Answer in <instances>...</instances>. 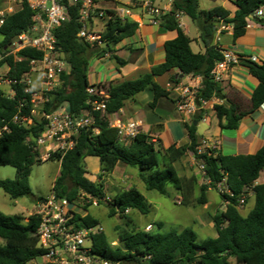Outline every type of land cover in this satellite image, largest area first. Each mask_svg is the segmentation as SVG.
Listing matches in <instances>:
<instances>
[{
	"label": "trees",
	"instance_id": "trees-1",
	"mask_svg": "<svg viewBox=\"0 0 264 264\" xmlns=\"http://www.w3.org/2000/svg\"><path fill=\"white\" fill-rule=\"evenodd\" d=\"M172 9L163 16L161 26L177 36L164 44L165 61L152 67L149 73L137 79L104 87L107 97L91 95L88 88L92 85L88 77V66L93 56L99 58L110 54L121 66L127 61L116 55L115 46L135 36L139 26L131 20L123 21L116 16L106 23L103 32L104 47L91 45L79 38L81 28L80 4H67L68 18L55 30L57 46L67 60L68 72L62 75V83L49 94L45 110L51 112L67 105L71 114L80 115L91 111V102L104 101L106 112H93L95 123L83 129L75 137V146L65 154L54 153L48 160L60 163V172L52 187V193L58 197L76 201L82 193L103 199V185L92 182L87 176L85 159L89 156L99 158L100 178L112 174L116 165L121 162L139 169L147 190H156L167 195L169 186L181 191L185 199L191 186L179 174L177 163L187 152L193 153L204 167L211 184L201 187L198 202H208L206 191L216 189V184L225 176L233 195L219 193L223 201H228L226 209L213 217L217 236L201 241L193 228L181 231L151 232L137 229L119 231V246H112L106 233L93 236V253L97 256L120 264H231L236 259L238 264H264V184L256 181L264 169V145L254 154L223 155L208 148L198 153L197 117L191 123L184 122L188 131V142L180 146L175 144L167 149L158 146L150 133H139L127 145L119 142L118 129L110 126L109 117L125 108L127 101L146 90H152L153 99L149 103L151 109L156 108L160 98L169 100L167 89L162 87L155 77L175 69L181 75L201 77V93L204 99L213 97L223 101L215 104L221 129H238L241 120L253 114L264 104V63L250 57L238 55L237 64L246 68L249 74L257 79L258 85L251 95V108L241 110L235 103L226 99L222 82H215L211 71L223 60V49L213 44L217 26L231 25L233 38L243 36L249 21L255 20L264 24V18L254 16L257 9L264 6V0H233L237 10L233 16L221 6L210 10H201L199 0H171ZM174 7L177 9L173 13ZM36 14L26 0L21 1L20 8L7 14L0 27V63L7 65V78L11 84L13 96L7 95L0 87V128L8 126L10 131L0 136V166H13L17 170L16 177L0 180V188L12 198H21L32 194L30 187L31 168L42 162L39 152L33 150V139L37 138L45 127L44 119H34L32 98L25 92L27 83L25 75L32 70L31 62L41 60L43 53L24 48L18 52L20 59L7 55L9 46L24 31L29 30ZM181 15H188L200 31V38L205 52H194L192 39L180 26ZM253 17V18H252ZM17 118V119H16ZM23 119H33L32 124H24ZM163 157V159H162ZM147 173V175L145 174ZM253 189L255 204L253 209L243 215L239 209L240 198L249 189ZM187 195V196H186ZM43 198V197H39ZM111 214L125 217L126 211L137 209L141 214H148L152 205L135 187L122 191L109 202ZM40 217L23 214L8 215L0 211V264H31L38 257L45 255L37 235ZM73 222L77 227L98 225L90 213L82 216L75 214ZM163 225L159 223L160 230ZM120 230V229H119ZM51 264V263H45Z\"/></svg>",
	"mask_w": 264,
	"mask_h": 264
},
{
	"label": "built area",
	"instance_id": "built-area-1",
	"mask_svg": "<svg viewBox=\"0 0 264 264\" xmlns=\"http://www.w3.org/2000/svg\"><path fill=\"white\" fill-rule=\"evenodd\" d=\"M26 1L30 8L36 12L33 17L34 24L29 30L22 32L10 44L7 55H14L16 59H20L18 52L24 48L43 53L41 60L31 62L32 70L25 75V82L28 84L25 92L30 94L32 98V115L34 116L37 109H39L41 119L45 120L44 130L37 138L33 139L34 144L32 147L34 151L39 152V159L47 161L54 153L61 152L65 154L68 150L73 149L75 137L83 129L95 123L93 112H106L104 101L91 102V111L80 115L71 114L69 109L63 106L51 112L45 110V105L49 101V94L61 85L62 75L69 70L67 60L58 50L57 37L54 33L68 18L69 14L66 3L80 4L81 16L79 21L81 28L78 33L79 38L91 45H98L100 47L105 46L103 42V31L105 29L97 28L95 24L96 19L104 21L105 28L107 21L116 16L120 17L123 21L131 20L136 22L139 27L145 24L157 26L161 25L163 16L172 9V3L170 2L167 6H162L160 0H109L112 4L108 8H102L99 6V2L103 3L108 0ZM15 12L12 8L6 13L0 11V27L4 23L5 16ZM254 16L264 18L262 7L257 9ZM228 28H232V26L224 24L217 26L218 41H220L219 36L222 32ZM222 54L223 60L218 62L211 71L215 82L218 83L222 82L224 72L228 71L239 61L238 56L229 51L223 50ZM33 71L38 72L40 75V84L36 88L31 86L32 84L29 79L26 80V76ZM7 82L10 85L15 83V81L13 82L9 79ZM168 87L171 92L176 94L174 98L175 107L184 122L191 123L195 116L208 105L209 101L215 100L214 97L211 100H207L200 96L201 84L191 85V83H182L176 80L170 82ZM88 92L98 97H107L104 87L92 86L88 88ZM111 116H108L110 126L118 129L119 142L122 144L127 145L133 137L140 132L143 133L142 121L135 119L122 121ZM22 121L26 125L33 123L32 118H22ZM8 131H10L8 126L0 128V136ZM197 150L199 154L205 151L200 146ZM199 162V167L207 179V184H211L204 163ZM215 190L219 193L233 195L228 186L226 176L216 184ZM103 200L106 201L107 198L100 199L86 193H82L76 201H69L67 198L58 197L54 193L37 200L36 204L33 205L32 214L39 216L41 220L40 226L37 229V235L41 247L47 251L41 257L44 260L43 264H120L112 263L110 260L101 258L93 253V236L103 232L102 227L98 225L94 227H77L73 222L75 214L81 211L80 204L98 206ZM239 202L240 204H244L246 202L245 196H242ZM151 228L152 225H149L146 231H149Z\"/></svg>",
	"mask_w": 264,
	"mask_h": 264
},
{
	"label": "rangeland",
	"instance_id": "rangeland-1",
	"mask_svg": "<svg viewBox=\"0 0 264 264\" xmlns=\"http://www.w3.org/2000/svg\"><path fill=\"white\" fill-rule=\"evenodd\" d=\"M168 1L169 0H160V4L163 6ZM218 2L219 0H199V7L201 10H208ZM111 4V1L108 0L103 2L100 6L108 7ZM20 6L21 0H0V11H4L5 13L8 12L10 8L17 11ZM180 23L187 29L190 37H197V34L200 31L188 15H181ZM131 41L132 39L126 40V42ZM127 46L128 45L124 46V48ZM97 58L99 57L93 56L90 59L88 73L90 83L96 86L99 82L105 79V75L109 76V66L116 63L114 60L98 62ZM1 59L2 56H0V60ZM8 70L9 68L7 65L0 63V87L7 95L13 96L11 85L7 82ZM39 78V73L34 71L26 76V80L29 79L32 84L31 86L35 88L40 84ZM151 91L152 90L149 89L145 92H140L136 95V98H145L147 95L151 94ZM139 107L143 108L141 104H139ZM150 109L149 106L146 107V110ZM130 112L134 113L131 102L127 105L125 115L119 114V118L122 121L131 118L136 120L133 114L127 115ZM34 119H41L39 109H37ZM199 127L200 132L202 133L205 125L200 123ZM143 132L151 134V130L146 126L144 127ZM181 136L182 137L179 138L180 143H184V141L188 140L187 135H182L181 133ZM164 140L168 141L167 139ZM155 144L161 146L159 141H156ZM199 145L205 150L211 147H208L205 143ZM98 159L99 158L97 157L89 156L84 160L88 171L86 176L92 182L101 183L103 185L105 198H107V200L101 201L98 206L80 204L79 207L81 208V211H79V214L84 216L87 213H90V215L99 222L98 226L103 228V232L109 237L112 246L116 247L120 244L118 240L119 231H123L124 229L146 230L149 225H152V228L149 230L151 232L181 231L186 228H193L198 234L197 238L199 241L217 236L213 217L223 212L226 209L227 203L222 200L219 192L213 188H209L206 191L208 199L206 204L198 202V198L201 195V187L202 185L207 184V179L199 167V160L196 159L193 153L187 152L177 163H175L179 174L185 179L186 184L191 186V191L186 199L181 191L176 190L171 186L167 188V195H162L156 190H147L139 169L123 163H120L119 167H115L112 174L100 178V163ZM59 172L60 163L57 160H42V162L35 163L31 168L29 180L32 194L15 199L0 188V211L8 215L17 213L23 214L26 217L32 215L33 205L36 204L39 197H48L52 193V187ZM16 174L17 170L15 167L0 166V180L6 178L13 179L16 177ZM145 174L147 175V173ZM261 178H264V172L262 173ZM132 187L137 188L152 205L150 212L144 215L138 212L137 209H130L126 211L125 217L111 214L110 207L112 206L109 202L112 201L117 194ZM254 204V198H250L247 203L240 204L239 209L243 215H246L253 209ZM160 222L163 225L161 230L159 228ZM43 261L42 258L38 257L33 260L31 264H43ZM230 262L231 264H238L236 259H231Z\"/></svg>",
	"mask_w": 264,
	"mask_h": 264
},
{
	"label": "crops",
	"instance_id": "crops-1",
	"mask_svg": "<svg viewBox=\"0 0 264 264\" xmlns=\"http://www.w3.org/2000/svg\"><path fill=\"white\" fill-rule=\"evenodd\" d=\"M170 2L172 3V1L169 0L163 6H167ZM101 4L102 3L99 2V6ZM218 5L228 10L230 16H233L237 10V6L233 3V0H219L213 7ZM262 9L264 10V6ZM179 19L181 21V16ZM95 24L97 28L102 30L105 29L104 21L96 19ZM180 26L190 37L187 29L184 28L181 23ZM176 36L177 34L175 32L167 31L161 25L149 26L145 24L140 26L135 36L131 38V42H120L114 48V53L120 56L121 59L127 61L125 66H121L115 59H111L110 54H107L103 58H97L98 62H106L107 60H114L116 62L114 65L111 64L109 66V76L105 75V79L99 82L97 86L103 85L106 88L112 84L115 85L119 82L122 83L127 80H134L143 74L149 73L152 67L165 61L166 54L164 44L167 40H172ZM190 38L192 39L191 48L193 51L204 53L205 47L201 41L200 32L197 34V37ZM217 38L218 34L216 32L213 44L221 46L223 50L229 51L237 56L250 57L257 62L264 63V24L251 20L249 24H247L245 34L238 37L236 40L233 38L232 28H228L222 32L219 36L220 41H218ZM126 45L128 46L124 48ZM248 72L246 68L239 64H235L228 71L224 72L222 78V86L226 99L235 103L241 110H249L251 108V95L258 85L257 79L252 77ZM178 73L177 70L173 69L170 72L155 77V80L162 87L167 89L169 93V100H167V98H160L156 108L146 110V107L149 106V103L153 99L152 92L145 98L137 99L135 96V99L129 101L132 104L134 113L130 112L127 115L133 114L136 120L142 121L143 129L145 126L148 127V129L151 130L150 135L153 137V141H159L164 149H167L173 144L178 147L187 143L189 140L188 138L184 143L179 142V138L182 137L181 133L182 135L185 134L188 136V131L184 126V121L180 113L175 107L174 98L176 94L171 92L168 87V84L173 81V77L178 78ZM201 80L200 76L191 75H181L178 79L179 82L191 83V85H199L201 84ZM129 102L127 101L125 108L119 113L113 114V118L120 119L119 114L125 115ZM221 103H223L222 100L215 98V100L209 101L208 105L195 116V118H200V121L198 123L196 122L197 134L199 136L198 143L201 144L205 142L207 146H211L223 155H248L254 154L257 150H260L264 145V106L260 107L253 114L244 117L237 130L221 129L219 127L218 116L214 110V105ZM139 104H141L143 108L139 107ZM63 107L68 109L67 105ZM195 118L193 120H195ZM200 123L205 125L202 133L200 132ZM120 163L121 162H119L116 167H119ZM263 172L264 169L261 171L260 177L256 181L257 185L264 184V178H261ZM252 190V188L249 189L245 194L246 203L250 198H254L255 201Z\"/></svg>",
	"mask_w": 264,
	"mask_h": 264
},
{
	"label": "water",
	"instance_id": "water-1",
	"mask_svg": "<svg viewBox=\"0 0 264 264\" xmlns=\"http://www.w3.org/2000/svg\"><path fill=\"white\" fill-rule=\"evenodd\" d=\"M177 11V9L174 7V10H173V13H175ZM253 18V17H252ZM195 124H197L196 122H195Z\"/></svg>",
	"mask_w": 264,
	"mask_h": 264
}]
</instances>
